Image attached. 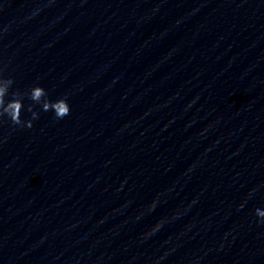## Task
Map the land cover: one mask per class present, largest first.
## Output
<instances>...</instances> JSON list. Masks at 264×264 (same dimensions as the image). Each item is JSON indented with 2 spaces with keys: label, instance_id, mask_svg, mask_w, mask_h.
<instances>
[{
  "label": "clouds",
  "instance_id": "1",
  "mask_svg": "<svg viewBox=\"0 0 264 264\" xmlns=\"http://www.w3.org/2000/svg\"><path fill=\"white\" fill-rule=\"evenodd\" d=\"M8 83L12 85L13 81L11 79H8ZM9 90V89H8ZM7 90V94H8ZM46 95V91L43 87L36 85L33 86L30 89L29 98L33 102H39L43 96ZM5 96H6V90L3 88H0V117L7 116L12 124L14 125H21L26 126L28 128L32 127L31 121H22L21 120V111L24 107L23 104V97L20 95L19 92L13 93V98L5 102ZM42 110L47 111H53L57 119H63L64 117L68 116L70 113V106L67 102V97L58 99L56 101H47L43 104ZM28 111L32 112V118L38 119V114L32 110V105H29ZM254 191V190H252ZM251 192L249 193V196H251ZM154 207V205H153ZM243 207V205H241ZM255 215L258 218V222L264 223V210L256 209ZM161 227V224H157L153 229L152 232L154 233Z\"/></svg>",
  "mask_w": 264,
  "mask_h": 264
}]
</instances>
